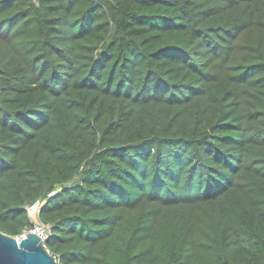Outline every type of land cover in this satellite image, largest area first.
Here are the masks:
<instances>
[{"label":"trees","instance_id":"obj_1","mask_svg":"<svg viewBox=\"0 0 264 264\" xmlns=\"http://www.w3.org/2000/svg\"><path fill=\"white\" fill-rule=\"evenodd\" d=\"M59 264H264V0H0V230Z\"/></svg>","mask_w":264,"mask_h":264},{"label":"water","instance_id":"obj_2","mask_svg":"<svg viewBox=\"0 0 264 264\" xmlns=\"http://www.w3.org/2000/svg\"><path fill=\"white\" fill-rule=\"evenodd\" d=\"M43 240L35 232L18 239L0 230V264H58Z\"/></svg>","mask_w":264,"mask_h":264},{"label":"built area","instance_id":"obj_3","mask_svg":"<svg viewBox=\"0 0 264 264\" xmlns=\"http://www.w3.org/2000/svg\"><path fill=\"white\" fill-rule=\"evenodd\" d=\"M41 205V201L37 200L34 204L28 207L29 216L31 219V224L29 227L24 228V230L17 235L18 239L24 238L28 232H35L38 234L43 240H47L51 234V225L48 223H44L39 219V208ZM38 215L37 219H33L32 217Z\"/></svg>","mask_w":264,"mask_h":264},{"label":"rangeland","instance_id":"obj_4","mask_svg":"<svg viewBox=\"0 0 264 264\" xmlns=\"http://www.w3.org/2000/svg\"><path fill=\"white\" fill-rule=\"evenodd\" d=\"M33 219H37L38 218V215H35L32 217ZM59 264V263H58Z\"/></svg>","mask_w":264,"mask_h":264}]
</instances>
